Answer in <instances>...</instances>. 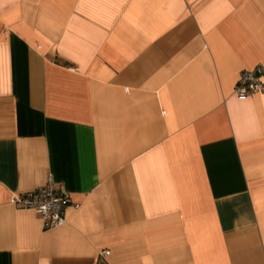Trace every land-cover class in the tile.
Wrapping results in <instances>:
<instances>
[{
  "label": "crops",
  "instance_id": "obj_1",
  "mask_svg": "<svg viewBox=\"0 0 264 264\" xmlns=\"http://www.w3.org/2000/svg\"><path fill=\"white\" fill-rule=\"evenodd\" d=\"M256 66L264 0H0V264H264Z\"/></svg>",
  "mask_w": 264,
  "mask_h": 264
},
{
  "label": "built area",
  "instance_id": "obj_2",
  "mask_svg": "<svg viewBox=\"0 0 264 264\" xmlns=\"http://www.w3.org/2000/svg\"><path fill=\"white\" fill-rule=\"evenodd\" d=\"M264 90V67L243 69L239 73L234 91L238 98L244 99L253 92ZM11 200L24 207L39 212L44 227H53L65 222V208L71 201L69 193L56 186L52 176L44 186L12 196ZM108 253V251H105Z\"/></svg>",
  "mask_w": 264,
  "mask_h": 264
}]
</instances>
